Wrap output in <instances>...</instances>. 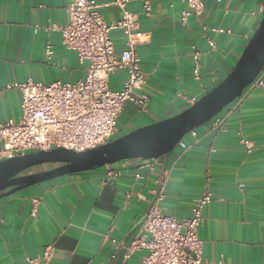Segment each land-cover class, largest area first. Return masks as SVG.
I'll list each match as a JSON object with an SVG mask.
<instances>
[{
	"label": "crops",
	"instance_id": "obj_1",
	"mask_svg": "<svg viewBox=\"0 0 264 264\" xmlns=\"http://www.w3.org/2000/svg\"><path fill=\"white\" fill-rule=\"evenodd\" d=\"M71 1L0 0V122H17L22 114L21 92L9 84L74 83L86 77L88 64L62 45L60 28L68 22ZM203 1V14L183 21L185 0H151L149 14L142 1L130 0L128 10L145 34L136 51L150 99L146 109L125 104L119 137L183 112L193 98L215 88L263 17L264 0ZM96 2L107 23L122 17L113 0ZM112 39L118 51L125 48L122 31L113 32ZM126 77L124 71L112 75L111 86L121 88ZM182 141L185 148L178 144L155 160L61 176L1 199L0 264H27L48 245L54 246L51 264H124L125 250H116L112 241L129 243L138 234L160 189L161 208L178 220L190 217L197 198L211 196L200 229L205 261L264 264V86L246 91ZM244 141L253 144L251 151ZM34 200L39 201L36 216ZM146 255L138 251L127 262L144 264Z\"/></svg>",
	"mask_w": 264,
	"mask_h": 264
},
{
	"label": "built area",
	"instance_id": "obj_2",
	"mask_svg": "<svg viewBox=\"0 0 264 264\" xmlns=\"http://www.w3.org/2000/svg\"><path fill=\"white\" fill-rule=\"evenodd\" d=\"M140 1L145 13L149 14L151 0ZM129 2L113 0L122 17L107 23L96 0L71 1L67 10L68 22L60 28L62 45L73 51L81 64H88L86 77L74 83L55 81L44 84L28 79L20 84H9L8 89L17 88L21 92L22 114L17 122H0V141L3 145L0 162L57 148L84 152L106 145L118 137V120L126 103L140 109L147 108L150 98L144 92L146 82L136 51L137 46L145 41V34L139 30L134 14L128 10ZM185 3L188 9L182 12L183 21L203 14V0H185ZM260 11L264 15V5ZM115 31H122L125 36L122 51L117 50L112 39ZM52 55L53 49L48 46L46 56L50 58ZM194 59V75L198 78L197 52ZM123 71L127 77L122 87L113 88L110 77ZM263 77L264 69L243 94L263 87ZM195 102L197 100L193 98L191 104ZM244 143L251 151L253 144L250 141ZM179 145L186 147L182 140ZM164 198L160 189L145 212L138 234L129 243L112 241L116 250H125L124 264H128L131 256L142 250L147 251L144 264H222L205 261L202 257L200 229L204 224V209L212 202L211 196L205 193L197 198L190 217L184 220L164 213L161 208ZM38 205L39 201L34 200L32 216L37 215ZM53 252L54 246L48 245L40 257L27 258L26 263L51 264Z\"/></svg>",
	"mask_w": 264,
	"mask_h": 264
},
{
	"label": "water",
	"instance_id": "obj_3",
	"mask_svg": "<svg viewBox=\"0 0 264 264\" xmlns=\"http://www.w3.org/2000/svg\"><path fill=\"white\" fill-rule=\"evenodd\" d=\"M264 69V15L232 71L183 112L138 128L84 152L65 148L39 151L0 162V200L61 176L102 169L128 160H155L173 151L191 131L210 122L241 97ZM44 166L53 168L28 173Z\"/></svg>",
	"mask_w": 264,
	"mask_h": 264
},
{
	"label": "rangeland",
	"instance_id": "obj_4",
	"mask_svg": "<svg viewBox=\"0 0 264 264\" xmlns=\"http://www.w3.org/2000/svg\"><path fill=\"white\" fill-rule=\"evenodd\" d=\"M117 138H119V136H118V137H116L115 139H117ZM115 139H114V140H115ZM31 171H32V170H31ZM28 172H29V171H28Z\"/></svg>",
	"mask_w": 264,
	"mask_h": 264
}]
</instances>
